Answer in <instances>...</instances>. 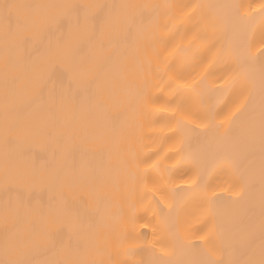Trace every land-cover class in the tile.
<instances>
[{
    "label": "snow or ice",
    "instance_id": "1",
    "mask_svg": "<svg viewBox=\"0 0 264 264\" xmlns=\"http://www.w3.org/2000/svg\"><path fill=\"white\" fill-rule=\"evenodd\" d=\"M80 8L125 10L118 15L98 14L99 26L86 35L90 46L107 52L97 76H116L121 117L77 123L82 102L75 95H58L50 78L58 63L71 58L72 46L63 41L50 44L47 68L33 72L31 103L36 108L30 104L31 110L11 115L6 104L2 134L6 149L21 135L42 137L55 145L50 161L27 169H14L6 151L3 174L6 187L14 173L39 180L52 195L46 202L5 203L0 264H264V0L109 6L21 5L2 0L6 100L17 82L9 72V43L30 30L60 31L67 19L60 10ZM22 9L36 11L23 14ZM178 21L194 22L187 47L172 43ZM200 47L211 55L206 60L192 58L199 70L189 72L193 64L181 54ZM180 98L183 101L177 104ZM104 107L102 101L96 104L98 111ZM169 108L167 129L176 144L165 149L155 146L144 121ZM76 135L113 145L114 162L102 169L77 163L68 143ZM224 140L247 154L241 158L237 151L229 162L232 182L221 185L216 180L227 168L212 175L201 160ZM200 144L205 148L187 157L192 161L190 170H175L183 173L176 176L168 161L184 159L186 151ZM257 145L259 222L241 227L237 206L255 180L247 161L255 157ZM220 191H227L228 197ZM77 198L94 200L95 214L74 213ZM247 211L254 215L255 202ZM10 220L30 225L23 239L9 235ZM149 225L151 241L141 239L138 232ZM66 232L79 238L75 246L63 239ZM29 246L43 248L51 256L29 258Z\"/></svg>",
    "mask_w": 264,
    "mask_h": 264
},
{
    "label": "bare ground",
    "instance_id": "2",
    "mask_svg": "<svg viewBox=\"0 0 264 264\" xmlns=\"http://www.w3.org/2000/svg\"><path fill=\"white\" fill-rule=\"evenodd\" d=\"M2 2V0H0ZM12 2L21 5H40V4H64V5H124V4H179L191 3L195 0H12ZM201 3H255L256 0H199ZM23 14H27L34 9H22ZM123 9L109 8H89V9H62L60 12L67 19L60 31L37 32L27 31L21 37L9 43L10 50V66L9 72L17 77L16 86L9 91L7 100L5 99V67L3 64V55L5 52V40L3 35L2 23H0V256L3 255V243L5 237L4 223V207L5 203L9 202L15 205L18 199L31 201L32 203L46 202L52 193L39 182L27 177L17 176L13 173L10 176L8 186L4 183V164L5 153L7 151L9 163L13 168L27 169L35 163L37 166L43 165L45 162L52 159L55 145L50 141L38 136H18L7 146L3 141V122L5 115V106L7 104L11 115L16 112H25L36 108V104H32L34 97L33 72L35 70H44L47 68L50 48L49 45H55L58 41H63L72 46L71 58L66 59L57 64L51 70L50 78L53 82L56 93L63 95H75L82 102V109L77 113V123H86L87 121L98 118L101 120L118 119L121 117L122 108L119 104L118 96L116 95L117 83L116 76L110 78H98L97 71L102 58L107 54L106 50H102L97 46H90L87 43L86 35L99 26L98 14H122ZM77 13H79V23H77ZM87 17V19H85ZM194 22L185 21L176 22L172 31L176 34L173 44L179 45L183 43L187 47L188 40L191 38L190 29ZM258 23V22H257ZM167 38V34H164ZM117 39L118 37H113ZM211 55L206 52L204 47L192 49L181 54V58H187V63L193 64V67L188 71H198L194 66L195 62L192 58L203 57L205 60ZM219 71L217 75H219ZM226 96L227 93L218 94ZM103 102L104 109L98 111L96 104ZM183 98L177 99V104L182 103ZM163 103V101L161 102ZM31 104V109L29 105ZM160 105H157L159 107ZM175 107V106H173ZM223 107V105H221ZM172 108L164 113L149 115L145 118V131L153 136L156 141L155 146L161 145L166 149L170 145H175V139H172L173 134L168 131L167 125L171 115ZM153 127L150 129L148 125ZM164 131L161 132L160 130ZM199 131L204 132L205 129ZM170 137L167 141L160 137ZM203 140V137H201ZM68 143L71 146L72 154L77 163H83L85 166L102 169L109 162H114L116 148L111 144L104 143L101 139L89 135H76L70 138ZM204 144L196 145L193 149L186 151L185 158L168 161V166H174L176 176L183 174L178 169H183V172H188L192 167V161L187 157L197 149H204ZM243 158L247 153L241 148L237 150L235 146L228 140L218 142L211 150H207L203 156L201 163L209 171L210 174L216 175L220 169L227 168V171L220 172L217 184L225 185L232 182L231 173L233 169L229 166V162L237 154ZM173 155V154H169ZM248 167L255 174V180L252 185L246 189L247 195L245 199L237 206L240 212L239 224L244 227L249 222H255L258 225L260 216V185H259V145L256 146V155L254 158L247 161ZM112 191H115L113 188ZM219 195L228 197L227 191H220ZM71 198V197H70ZM235 199V197H233ZM250 202H255L254 215H250L247 211ZM97 205L94 200L87 198H77L72 211L83 216L90 217L95 214ZM151 217H149L150 219ZM9 235H16L17 238L23 239L27 229L30 227L23 221H11L8 224ZM102 231V228H101ZM141 239L151 241V225L148 228H138ZM63 239L66 243L75 246L79 240L74 235L64 233ZM256 242L259 243V230L257 228ZM29 258L46 259L51 256L43 248L33 249L30 246L26 248Z\"/></svg>",
    "mask_w": 264,
    "mask_h": 264
}]
</instances>
